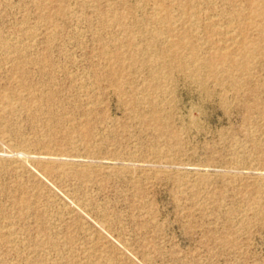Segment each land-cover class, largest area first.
<instances>
[{
	"label": "rangeland",
	"instance_id": "obj_1",
	"mask_svg": "<svg viewBox=\"0 0 264 264\" xmlns=\"http://www.w3.org/2000/svg\"><path fill=\"white\" fill-rule=\"evenodd\" d=\"M0 264H264V0H0Z\"/></svg>",
	"mask_w": 264,
	"mask_h": 264
}]
</instances>
